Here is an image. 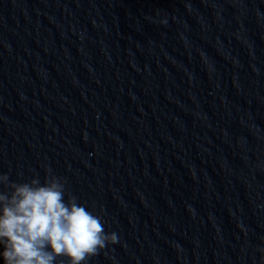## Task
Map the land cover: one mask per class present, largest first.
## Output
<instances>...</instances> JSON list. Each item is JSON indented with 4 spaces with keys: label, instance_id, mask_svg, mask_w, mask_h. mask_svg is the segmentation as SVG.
Wrapping results in <instances>:
<instances>
[{
    "label": "clouds",
    "instance_id": "1",
    "mask_svg": "<svg viewBox=\"0 0 264 264\" xmlns=\"http://www.w3.org/2000/svg\"><path fill=\"white\" fill-rule=\"evenodd\" d=\"M0 184L11 189L0 192L3 264H54L61 256L70 264H86L106 245L118 243L115 232H105L100 216L78 204L75 196L65 199L62 178L9 183L5 174Z\"/></svg>",
    "mask_w": 264,
    "mask_h": 264
}]
</instances>
